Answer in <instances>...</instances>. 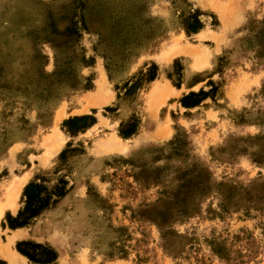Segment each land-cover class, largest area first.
I'll return each instance as SVG.
<instances>
[{
    "label": "rangeland",
    "instance_id": "374dc122",
    "mask_svg": "<svg viewBox=\"0 0 264 264\" xmlns=\"http://www.w3.org/2000/svg\"><path fill=\"white\" fill-rule=\"evenodd\" d=\"M0 264H264V0H0Z\"/></svg>",
    "mask_w": 264,
    "mask_h": 264
},
{
    "label": "trees",
    "instance_id": "16d2710c",
    "mask_svg": "<svg viewBox=\"0 0 264 264\" xmlns=\"http://www.w3.org/2000/svg\"><path fill=\"white\" fill-rule=\"evenodd\" d=\"M89 119H91V117L88 115L82 116V117H75V118H73L72 123L73 124H78V123L84 124Z\"/></svg>",
    "mask_w": 264,
    "mask_h": 264
},
{
    "label": "bare ground",
    "instance_id": "6f19581e",
    "mask_svg": "<svg viewBox=\"0 0 264 264\" xmlns=\"http://www.w3.org/2000/svg\"><path fill=\"white\" fill-rule=\"evenodd\" d=\"M26 179H24V181H25Z\"/></svg>",
    "mask_w": 264,
    "mask_h": 264
}]
</instances>
